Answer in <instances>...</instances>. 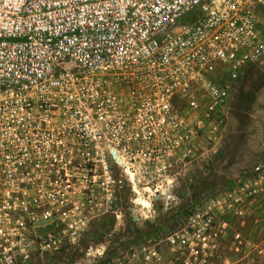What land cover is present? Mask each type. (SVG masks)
Listing matches in <instances>:
<instances>
[{"label": "built area", "instance_id": "2783aa9c", "mask_svg": "<svg viewBox=\"0 0 264 264\" xmlns=\"http://www.w3.org/2000/svg\"><path fill=\"white\" fill-rule=\"evenodd\" d=\"M263 59L264 0H0V264H30L85 232L69 194L86 163L108 157L130 192L164 209L177 191L164 147L213 136L236 82ZM142 146L160 163L147 160L144 186ZM211 219L167 235L174 264H264V232L217 233ZM147 248L119 264H167Z\"/></svg>", "mask_w": 264, "mask_h": 264}, {"label": "rangeland", "instance_id": "374dc122", "mask_svg": "<svg viewBox=\"0 0 264 264\" xmlns=\"http://www.w3.org/2000/svg\"><path fill=\"white\" fill-rule=\"evenodd\" d=\"M213 132V136L209 131L200 133L180 149L164 147V170L177 178L173 184L177 191L162 195L164 209L162 201H153L157 195L130 192L125 174L108 157L86 163L88 174L71 178L69 194L72 207L89 217L85 232L72 244L63 241L57 252L35 253L30 264H119L135 248L145 247L142 238L159 234H164V260L174 264L167 235L206 228L210 218L217 233L264 232V177L256 175V168L264 164V59L247 68L236 82ZM145 148L152 147H136L134 152L133 167L139 171L141 186L155 177L148 161L158 163H153ZM129 156L124 155L126 162ZM118 179L122 188L117 192ZM233 192L234 199L228 196ZM143 201L151 202V207ZM236 201L238 206L230 205ZM77 210L72 209L71 216H77ZM89 249L94 256L87 258ZM95 250L102 255L98 257Z\"/></svg>", "mask_w": 264, "mask_h": 264}, {"label": "flooded vegetation", "instance_id": "af4514ba", "mask_svg": "<svg viewBox=\"0 0 264 264\" xmlns=\"http://www.w3.org/2000/svg\"><path fill=\"white\" fill-rule=\"evenodd\" d=\"M142 240H144V242L146 243L145 247L157 250L164 260V234L155 235V237H151V239H148V237H146L145 239L142 238Z\"/></svg>", "mask_w": 264, "mask_h": 264}, {"label": "bare ground", "instance_id": "6f19581e", "mask_svg": "<svg viewBox=\"0 0 264 264\" xmlns=\"http://www.w3.org/2000/svg\"><path fill=\"white\" fill-rule=\"evenodd\" d=\"M130 176L133 177V175L130 173ZM143 204L148 206V204H146L144 201H143Z\"/></svg>", "mask_w": 264, "mask_h": 264}]
</instances>
